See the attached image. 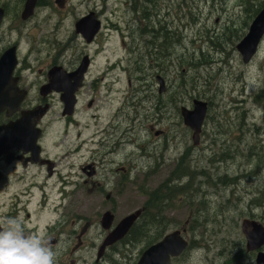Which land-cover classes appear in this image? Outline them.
<instances>
[{"label": "rangeland", "instance_id": "1", "mask_svg": "<svg viewBox=\"0 0 264 264\" xmlns=\"http://www.w3.org/2000/svg\"><path fill=\"white\" fill-rule=\"evenodd\" d=\"M7 1L8 18L12 19V25L17 23L18 25L14 26L23 28L27 33L28 41H24L26 49L29 44H37L41 35L50 40L51 47L56 46V42L68 38L73 17L91 8L103 12V29H111V32L104 36V50H101L91 63V71L93 76L114 65L106 75H113L115 91L111 92V95L106 94L104 98H98L93 107H88V98L83 97L77 114L80 124L71 125V136L68 138L75 147L76 143L89 138L99 129L97 123L100 126L101 123L111 120L112 116L115 117L116 132L114 131L113 138L108 140V149H112V143L120 139L119 132L125 133L122 137L123 144L119 143L120 146L114 148L105 160L108 161L111 157L113 160L112 184H115L119 174L124 172L121 166L131 167V170L128 174V184L125 186L127 190L116 194V201L103 202L106 201L105 195L97 194L95 199L87 200L85 204L93 205L92 208L98 206V209L105 204H115L117 218L123 217L144 203L145 197L139 192V187L156 189L158 183L168 177L171 170L177 166L181 156L187 153L190 170L204 171L200 174L194 173L193 184L199 189V192L196 189L198 198L195 201H205L206 207L199 215L202 222H205L194 235L190 231L186 235L189 239L192 238L193 245L186 250L183 260L178 264H185L186 261L187 264H241V259L237 262L239 257L232 258V252L245 241L241 228L243 218L254 215V218L264 222V103L261 101L264 94L258 95L264 88V37L257 53L250 62L245 63L236 47L238 37H226L223 33L229 32L231 28L243 26L237 33V36L242 35L248 29V22L244 23L251 18L250 14L242 12L240 6L236 5L237 0H193L190 8L186 3L188 0H175L172 14L167 16V12L161 9L162 17L166 19L164 29L170 30L172 26L179 40L178 44L170 49L169 54L165 55L162 50L156 53L149 51V47L144 46V40L138 44V51L129 52L132 38L127 34V12L124 3L119 0H69L67 9L52 2L50 7H36L35 15L28 26L24 20L30 16L26 19L21 16V20L20 15H15L19 12L21 14L25 1ZM154 22L155 27H159V24ZM36 27L41 30L38 31ZM162 33L161 27L158 31L161 35L160 41ZM16 36L14 33L12 38L16 39ZM175 39L176 35L172 32L167 44ZM139 57L140 60H137ZM190 59L195 63H187ZM116 62H119L118 66ZM140 63L148 66L144 67L148 76H152L153 72L154 76L160 75L166 79L167 85L170 84L172 89L176 85V94L161 98L163 102L160 103L166 104L160 109L153 108L156 101L153 97L138 102L128 91V76L133 78L134 85H138L135 77L138 76ZM32 65L35 72L30 74L31 79L36 77V69L44 67V63ZM154 89L157 92L158 83L154 84ZM124 99L126 104L118 116L115 111L124 104ZM194 100H201L207 105L197 143L193 139L194 130L184 123L181 114V106L193 109ZM53 107L47 118L50 126L43 139L48 143L46 147L55 152L59 148L60 130L63 127L61 105L57 95ZM97 113L96 123L91 115ZM80 131L81 135H78ZM91 147L96 146L91 142L85 143L81 153H75V156L66 159L65 163L61 161L63 172L75 174V167L69 168L68 165L96 155L89 153ZM225 149V157L228 160H221L219 155ZM102 150L99 147L98 151ZM212 157L213 162L210 161ZM116 168L117 171L114 170ZM145 171L149 173L145 186L142 187ZM156 172L157 174L153 175ZM236 174L237 178H233ZM56 178L51 180V189ZM190 178L193 180L192 176ZM186 181L187 177L179 183ZM182 196L184 195H175L173 206L168 210L171 217L168 215L167 222L172 221L167 225L168 233L181 228V223H184L189 211L193 214L192 217L196 214L192 198L186 200L181 198ZM57 197L55 190H51L50 201ZM257 198L261 205L254 204V199ZM76 202L84 203L83 193L79 202ZM142 246L144 249L147 244L139 245L135 253ZM244 264L257 263L247 256Z\"/></svg>", "mask_w": 264, "mask_h": 264}, {"label": "flooded vegetation", "instance_id": "2", "mask_svg": "<svg viewBox=\"0 0 264 264\" xmlns=\"http://www.w3.org/2000/svg\"><path fill=\"white\" fill-rule=\"evenodd\" d=\"M24 1L26 2V0ZM108 1L105 0V2ZM119 1L124 3L127 12V34L128 37L132 38L129 52L130 50L138 51L137 46L143 40L145 41L144 46L147 45L149 51L153 50L156 53V51L161 50L163 44L160 41L161 35L158 34V31L166 20L162 17L161 9L167 12V16L172 14L175 9V0ZM7 2V0H0V7L4 8L2 22L0 23V60L7 50L14 48L16 64L3 94L12 97L19 92L22 94V98L15 110L6 107L0 112V264H137L143 251L163 238L153 239L152 243L144 249V246H142L135 253L139 245L146 243L145 236L141 234L142 227L159 225L163 221H160V219L156 221L144 219L146 212L144 203L120 218H117L115 204L110 203V206L105 204L100 209H98V206L92 208L93 205L85 204L87 200L95 199L94 197L97 194L105 195L106 201L103 202H113L116 201L114 199L116 194H122L127 190L125 186L128 184V174L131 167L121 166L124 172L120 173L116 183L112 184V157L105 161L107 155L114 151V148L120 146L119 143L123 144L122 137L125 132H119L120 139L115 140L112 143V149L109 150L108 140L113 138L112 136L116 132L114 129L115 117L112 116L111 120L101 123L100 127L96 122L98 119L97 113L92 114L91 117L97 123L99 129H96L89 138L76 143L75 147L72 140L68 138L69 135L71 136V125L80 124L77 114L81 99L83 97L88 98L86 105L93 107L98 98H104L106 94L111 95V92L115 91L113 75H106L108 70L115 67L114 65L110 68L106 67L104 72H97L93 76L91 71V63L95 61L98 53L104 50V36L108 34L107 32H111L109 28L103 29L101 16L103 12L91 8L81 12L76 17L74 16L68 30V38L56 42V46L51 47L50 40L41 35L37 39V44L31 46L27 43L29 47L26 49L24 41H28L26 38L27 33L23 28L14 26L18 25L17 23L12 25V19L8 18L9 7ZM52 2L60 8H65L66 5L68 7L69 0H37L36 7H50ZM236 2L242 12L246 11L251 16L244 23L247 24L248 22L246 27L249 29L253 19L258 14H254L255 11L259 12L263 8L264 0H237ZM186 3L190 8L193 0H188ZM15 15H20L21 18L22 11L21 14L19 12ZM34 15L33 13L27 20H24L27 26ZM154 21L159 24V27H155ZM242 28L243 26H238L237 28H231L227 32L228 34L223 33V36L226 37H238L237 49L238 44L248 31L247 29L242 35L237 36L238 31ZM36 29L41 30L37 27ZM172 29V26H170V33L173 32L176 39L168 44L170 49L178 44L177 34ZM14 33L17 34L16 39L12 38ZM262 40L263 38L261 42ZM123 43L125 42L123 41ZM151 44L155 45L152 46ZM260 45H258V48ZM68 50L69 52H67ZM137 60H140V57ZM32 63H44V67L36 69L37 75L33 79L30 77V74L35 72ZM116 63V66H118L119 62ZM140 64V70L137 71L138 76L135 77L138 85H134L133 78L128 76V91L133 94L138 102H144L146 99L153 97L156 99L153 108L160 109L161 98L168 94H176V85L172 89L171 85H167L166 79H164L165 90L162 91L161 79L158 77L160 75L154 76L152 72V76H148V71L144 70V67L147 68L148 66L144 63ZM8 70L9 68H5V71ZM52 70H56L59 75L58 82L54 84L51 83L50 78ZM155 83H158L157 92L154 89ZM263 90L264 88L259 91L258 95L263 93ZM56 95L61 105L63 127L60 130L59 148L54 152L46 147L48 143L43 138L50 126V121L47 118L54 108ZM125 104L124 99V104L117 108L119 110L115 111L118 116H120ZM35 109L39 111L45 109L44 112H41L42 115L37 116L34 121V128L39 130V136L35 144L25 139L19 141L14 138L16 134L12 130L3 128L9 127L12 123L21 119L25 113ZM96 110L97 107L94 112ZM99 117H102V115H99ZM62 133L63 136H61ZM78 135H81V131L78 132ZM90 142L96 147H91L88 151L96 155L86 157L83 161L80 159L78 163L74 161V163H70L68 167H75V174L64 173L61 161L65 163L66 159H72L75 153L82 152L85 143ZM99 147L101 150L103 149L100 152L98 151ZM114 170L117 171L118 168ZM148 173L149 171L144 172L145 179L142 187L145 186ZM156 174L157 172L153 175ZM223 175L227 176L226 174ZM237 176L238 174L234 175L233 178H237ZM55 177L57 178L52 183L51 189V180ZM167 178L161 180L156 188H160ZM118 180H120L119 183ZM176 180L177 178L173 175L170 178L169 185L175 183ZM167 186L158 194L156 202H158L159 207L161 201L165 203L164 200L167 201L171 198L172 194H168L169 187ZM49 190H55L58 194V197L53 201H50ZM148 191L150 189L146 187H139V192L145 197L144 202L147 201ZM82 193L84 194V203L80 204L76 201L79 202ZM181 198L188 200L189 194H184ZM258 200L259 198L254 199L255 205L262 204ZM172 206L173 203L166 204L163 207L165 209L163 211L161 209L162 214L160 213L158 216L167 218L169 215L168 210ZM137 210H140V213L127 234L114 242L107 243L109 234L120 221ZM107 214L113 216L108 227L104 226V218ZM192 215L189 211L184 223H181V228L177 227L188 240L189 249L192 245H190L191 241L186 235L193 224ZM245 220H257L264 225V222L254 218V215L244 217L242 222ZM164 222L166 225L172 223V221L167 222V220ZM137 227L139 228V234H136ZM247 242L248 239L245 236V241L240 243L236 251L232 252V258L239 257L241 264H244L245 258L250 256L254 263H257L256 258L259 249H249ZM261 249L264 250V246ZM185 254L186 250L179 256L172 257L171 264L181 262ZM187 263L188 261L185 262V264Z\"/></svg>", "mask_w": 264, "mask_h": 264}, {"label": "water", "instance_id": "3", "mask_svg": "<svg viewBox=\"0 0 264 264\" xmlns=\"http://www.w3.org/2000/svg\"><path fill=\"white\" fill-rule=\"evenodd\" d=\"M36 2L37 0H26L24 9L22 10V18L26 19L34 13ZM3 14L4 8L0 7V23L3 18ZM263 36L264 8L253 19L248 33L238 44V49L242 54L243 61L245 63L250 62L251 58L256 54L258 45ZM15 62L16 56L14 48L7 50L0 60V112L6 107H9L10 110H15L22 98V94L19 92H17L12 97H7L5 94H3V92L6 91L8 81L11 79L12 71L14 69V65L16 64ZM5 68H9V70L5 71ZM56 70H52L50 72L52 84L57 83L59 80V75L57 73L58 70ZM158 77L161 79V90L164 91L165 80L162 76ZM194 101L195 104L193 109H190L185 105L181 106V114L183 116L184 123L194 130L193 139L195 143H197V136L201 130L207 105L206 102L201 100ZM44 111H39L38 109L32 110L29 113H25L21 119L15 121L9 127L3 128L6 130H12L13 133L16 134V136H14L15 139L19 141L23 139L30 140L31 143L35 144L39 136V130L34 128V121L37 116H40L41 112ZM159 132H157V134ZM139 213L140 210H137L123 218L109 234L107 243L114 242L127 234L128 230L137 219ZM112 218L113 216L111 214H107L104 218V226H110ZM242 227L246 237L248 238V248L260 249L264 245V225L257 220H245L242 224ZM188 244L189 243L182 235L181 230L175 229L174 231L165 234V236L158 242L146 248L137 264H171V258L179 256L188 247ZM256 261L258 264H264V250H260L258 252Z\"/></svg>", "mask_w": 264, "mask_h": 264}, {"label": "trees", "instance_id": "4", "mask_svg": "<svg viewBox=\"0 0 264 264\" xmlns=\"http://www.w3.org/2000/svg\"><path fill=\"white\" fill-rule=\"evenodd\" d=\"M257 10L255 11L254 14H257ZM163 29V33H162V44L163 47L161 48V50L163 51V53L165 55H168L170 52V48L169 45L167 44L168 41H170V30L168 28L164 29V27L162 26ZM153 31V30H152ZM179 41V40H178ZM187 63H195L193 60H189L187 61ZM263 94H264V90H263ZM261 101H263L264 103V95L261 99ZM163 102V101H161ZM166 103H161L162 105H165ZM234 152V151H232ZM227 154V149H225L224 151H222V153L219 155L221 160H226L227 158L225 157ZM234 158V157H233ZM232 159V158H231ZM214 158H211V162H213ZM228 160V159H227ZM195 172L197 171H191L189 166H188V161H187V153L183 154L181 156V160L178 162L177 166L171 170L167 180L165 182H163L162 186L160 188H156L153 190L148 191L149 195L147 196V201L144 202V206H145V216L144 219L146 220H154L156 221L157 219H160V221H163L162 224L159 225H155V226H150V225H146L144 227H142V232L141 234L143 236H145V240H146V244H150L153 242V239L157 240L161 237H163V235L165 234V232L169 229L167 227V225L165 224V220H167L166 217H159L158 215L161 213V209L162 211L165 209L163 208L166 204H171L172 200L174 199L175 195H184V194H189V198H192V204L196 207V214L194 217H192V227L189 229L190 232L193 233V235L195 234L196 230L199 228V226H202L203 221L200 219L199 215L201 214V212L204 211L206 205H205V201L204 200H200V201H195V199H197L198 197L196 196L197 191L199 192V189L197 188V186L194 183V178H195ZM203 170H199L197 172V174L203 173ZM187 174H189L190 176H192L193 180L190 178V176H186ZM173 175L177 178L175 183H171L170 184V178L173 177ZM185 177H187L188 181L183 182L182 184L179 183L180 180L185 179ZM224 182V179H223ZM168 185V186H167ZM169 187L168 190V194H172L171 198L167 201H165V203H163V201H161V206H158V202H156L158 200V194H160L161 190L164 189V187L166 188ZM195 191V193H194ZM189 200V199H188ZM162 214V213H161ZM158 216V217H157ZM136 234H139V228H136ZM191 243L190 245H193V240L192 238L190 239ZM191 247V246H190ZM189 248V247H188ZM240 259H237V262H239Z\"/></svg>", "mask_w": 264, "mask_h": 264}]
</instances>
